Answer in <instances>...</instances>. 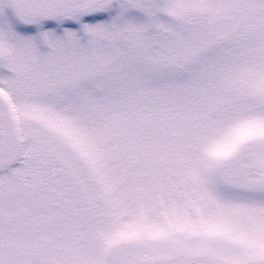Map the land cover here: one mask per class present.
Here are the masks:
<instances>
[{
  "label": "snow or ice",
  "instance_id": "obj_1",
  "mask_svg": "<svg viewBox=\"0 0 264 264\" xmlns=\"http://www.w3.org/2000/svg\"><path fill=\"white\" fill-rule=\"evenodd\" d=\"M0 264H264V0H0Z\"/></svg>",
  "mask_w": 264,
  "mask_h": 264
}]
</instances>
